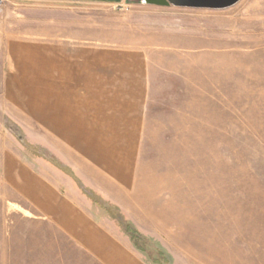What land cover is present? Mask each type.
I'll return each instance as SVG.
<instances>
[{
    "label": "rangeland",
    "instance_id": "1",
    "mask_svg": "<svg viewBox=\"0 0 264 264\" xmlns=\"http://www.w3.org/2000/svg\"><path fill=\"white\" fill-rule=\"evenodd\" d=\"M0 264H264V0H0Z\"/></svg>",
    "mask_w": 264,
    "mask_h": 264
},
{
    "label": "water",
    "instance_id": "2",
    "mask_svg": "<svg viewBox=\"0 0 264 264\" xmlns=\"http://www.w3.org/2000/svg\"><path fill=\"white\" fill-rule=\"evenodd\" d=\"M120 2L121 0H103ZM156 5H174L186 7L226 8L236 4L240 0H148Z\"/></svg>",
    "mask_w": 264,
    "mask_h": 264
},
{
    "label": "crops",
    "instance_id": "3",
    "mask_svg": "<svg viewBox=\"0 0 264 264\" xmlns=\"http://www.w3.org/2000/svg\"><path fill=\"white\" fill-rule=\"evenodd\" d=\"M65 63H62V65H64ZM71 65V64H70ZM71 67V66H70ZM72 68V67H71ZM64 69V68H63ZM69 69V68H67ZM60 69H58L59 71ZM65 70V69H64ZM58 86L60 85V83L57 84ZM63 85V84H62ZM65 85V84H64ZM68 85H70V83L68 82ZM94 239L91 240L90 243H87V240H83L82 243L83 244H88L89 246L91 245L94 249V253L99 257V258H116V257H112L110 256L107 250H104L103 247L105 244L101 243L100 241H93Z\"/></svg>",
    "mask_w": 264,
    "mask_h": 264
},
{
    "label": "built area",
    "instance_id": "4",
    "mask_svg": "<svg viewBox=\"0 0 264 264\" xmlns=\"http://www.w3.org/2000/svg\"><path fill=\"white\" fill-rule=\"evenodd\" d=\"M118 3V2H117Z\"/></svg>",
    "mask_w": 264,
    "mask_h": 264
}]
</instances>
